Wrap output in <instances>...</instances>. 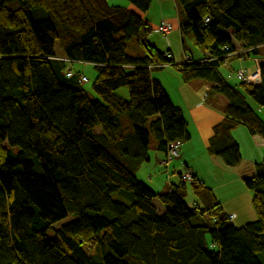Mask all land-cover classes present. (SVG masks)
Returning <instances> with one entry per match:
<instances>
[{
    "label": "trees",
    "instance_id": "obj_1",
    "mask_svg": "<svg viewBox=\"0 0 264 264\" xmlns=\"http://www.w3.org/2000/svg\"><path fill=\"white\" fill-rule=\"evenodd\" d=\"M127 1L142 13L151 6V0ZM176 4L182 42L200 53L182 63L149 41V23L128 6L0 0V264H262L264 159L243 179L256 218L241 227L194 173L187 183L182 171L166 192L137 175L149 160L150 134L165 152L169 142L190 136L182 109L152 77L153 68L172 66L182 82L211 81L212 91L228 100L207 145L226 165L241 161L231 133L236 126L264 139V121L247 102L264 106V0ZM131 39L144 55L127 52ZM240 49L259 58V84H231L221 73ZM68 61L95 65L97 98ZM121 88L128 99L118 95Z\"/></svg>",
    "mask_w": 264,
    "mask_h": 264
},
{
    "label": "crops",
    "instance_id": "obj_2",
    "mask_svg": "<svg viewBox=\"0 0 264 264\" xmlns=\"http://www.w3.org/2000/svg\"><path fill=\"white\" fill-rule=\"evenodd\" d=\"M108 1L111 4L125 5L129 8L132 5L127 0ZM142 15L151 28L148 34L149 41L159 49L169 52L176 63L186 62L189 56L200 57L198 50L182 42L180 14L176 0H151L149 10ZM162 20L169 24V30L166 33L159 30ZM234 46L236 49L243 48L239 42H234ZM55 52L57 55H64L60 44L57 46V43ZM259 58L261 61L264 59L260 56ZM162 68L156 71L153 70L157 68H153L151 75L162 83L172 101L182 109L190 136L181 143L180 156L172 160L167 168L160 164L165 151L158 148L156 139L150 142L149 160L141 164L137 173L139 179L158 192H166L170 190L171 184L180 180V173L189 169L213 191L234 226L241 227L254 220L256 214L251 203L252 193L246 188L243 179L253 176L255 165L264 159V139L252 135L245 125L239 124L231 133L240 148V163L228 166L220 157L210 154L207 151L208 140L213 126L224 117L225 108L229 104L228 100L222 94L212 91L211 81L197 78L182 82L180 77L174 74L176 70L172 66ZM237 68H244L246 74L254 73L253 81L250 83L261 82L259 64L252 57L239 53L229 55L220 71L227 78V74ZM171 76L173 80L170 79ZM227 80L231 84H237L240 81L236 77L227 78ZM117 93L125 99L129 97L126 89L121 88ZM247 102L264 121V106L254 101H252L254 104L250 103L249 98ZM164 171L167 172L166 175L163 174ZM186 202L189 205L195 202L191 190L186 197ZM153 204L158 214L164 211L158 199H154Z\"/></svg>",
    "mask_w": 264,
    "mask_h": 264
},
{
    "label": "rangeland",
    "instance_id": "obj_3",
    "mask_svg": "<svg viewBox=\"0 0 264 264\" xmlns=\"http://www.w3.org/2000/svg\"><path fill=\"white\" fill-rule=\"evenodd\" d=\"M131 8L134 9L135 11L139 12L140 14H142V12L138 11L134 6L131 5ZM152 14H154V13H152ZM56 43H57V46H59V42H56ZM127 52L130 55H134V56L144 55V51L142 50V48L139 47V45H137V43L134 39H131L127 42ZM66 66L68 68H70L71 71H73L74 73L80 72L84 76L87 77V81L82 83V87L87 91L88 95L91 98H97L98 95L94 92L93 87H92V83H93V81L97 75V68L95 67V65L92 63H85V62H80V61H68ZM162 69L163 68H159V69L157 68V69H154L153 71L162 70ZM166 70H170V69H166ZM174 74L178 75V72L175 71ZM170 79L173 80V77L171 76ZM123 89H126V88H123ZM252 101L253 100H251L249 98V102L254 104ZM95 130L100 131L101 129L99 127H96ZM154 140H155L154 135L150 134V142L152 143V141H154ZM166 173H167L166 171L163 172L164 175H166ZM189 193H190V187L188 189V194ZM255 218H256V216H255ZM72 219L73 218L71 216H69L64 220L55 223L52 228L47 230V236L53 237L56 229L62 227L64 224L71 221ZM83 247H84V249H86L85 246H83ZM259 258H260V261L262 262V264H264V255L261 254L259 256Z\"/></svg>",
    "mask_w": 264,
    "mask_h": 264
},
{
    "label": "built area",
    "instance_id": "obj_4",
    "mask_svg": "<svg viewBox=\"0 0 264 264\" xmlns=\"http://www.w3.org/2000/svg\"><path fill=\"white\" fill-rule=\"evenodd\" d=\"M209 20H210V17H206V21H209ZM159 30L162 33H166L169 30L168 22L165 20H162ZM246 52L247 50L240 49L237 53L245 54ZM188 58L189 57H187L186 59ZM253 59L255 60L257 64H259V58L254 57ZM155 66L159 67L161 65H155ZM66 75L71 76L72 72L68 71L66 72ZM253 76H254V73L246 74V70L244 68H238L234 72L227 74V78L236 77L237 79L243 80L246 82L253 81ZM85 81H87V77L81 74L79 78V82L83 83ZM180 144H181L180 141H171L168 143L165 156L163 157V159L160 160L161 165L167 168L168 164L172 160L177 159L180 156ZM181 174H182V179L186 181L187 183H191L194 180L193 172L189 169L184 170Z\"/></svg>",
    "mask_w": 264,
    "mask_h": 264
}]
</instances>
